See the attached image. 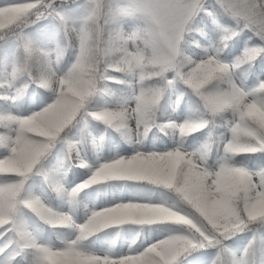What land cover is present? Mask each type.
Wrapping results in <instances>:
<instances>
[{
    "label": "snow or ice",
    "instance_id": "snow-or-ice-1",
    "mask_svg": "<svg viewBox=\"0 0 264 264\" xmlns=\"http://www.w3.org/2000/svg\"><path fill=\"white\" fill-rule=\"evenodd\" d=\"M214 29L215 44L193 38L215 39ZM245 32L233 57L228 41ZM261 57L264 0L0 2V104L27 113H0V264H264ZM110 84L125 85L127 96L99 102L114 94ZM169 91L177 106L195 97V113L160 122ZM90 121L103 125L93 150L106 153L91 163L66 138L77 125L91 136ZM153 128L176 139L150 137ZM203 129L198 147L184 146ZM58 143L67 151L45 167ZM69 168L88 172L70 189ZM34 175L67 210L25 196ZM99 185L122 195L100 208L84 202L90 193L78 199ZM81 205L78 221L73 209ZM23 209L50 231L21 226Z\"/></svg>",
    "mask_w": 264,
    "mask_h": 264
},
{
    "label": "rangeland",
    "instance_id": "rangeland-1",
    "mask_svg": "<svg viewBox=\"0 0 264 264\" xmlns=\"http://www.w3.org/2000/svg\"><path fill=\"white\" fill-rule=\"evenodd\" d=\"M64 59H65V61L70 62V53H69V55H66L64 57ZM228 62L230 63L231 60H229ZM117 75H119V74H117ZM176 100H177L176 92L175 91H169L168 92V107L170 108L171 111L169 113H166V114L158 115V120L160 122H167L169 119L182 121L186 117H188V114H187L185 109H183L180 112L174 111ZM102 102L112 103L106 98H104ZM116 102H118V101H116ZM0 111H2V112L10 111L13 114H27V113H23L22 109H19V110L18 109H7L6 107H1ZM97 129H98L97 125L93 121H90L89 125H88V129L86 130L87 132H91V136H87V141H88V144L90 145V149L85 147V143H84L83 138L81 141L80 126H78V125L73 126L72 129L68 133H66V138L69 141L78 144L81 157L90 163L93 162L97 157H102V155L99 154V152H96L93 150V145H92V137H96L97 139L99 138V132L97 131ZM167 131H168V134L170 136L169 144L171 145L173 143V141L176 139V137H174L171 129H168ZM201 131L202 132L199 134V137H198V134L195 135V137L197 138L196 140H193V137H190L189 139L184 141V146L189 148V149L198 147L203 142V139H204V136L206 134L207 129H203ZM149 136L153 137L154 136L153 132H150ZM56 147H57V150H56V153H55L54 158H53L54 166L56 165L57 161H59L63 158L65 152L67 151L66 145H64L62 143H58L56 145ZM88 149H89V153L87 152ZM72 155L75 156V153H73ZM87 175H88L87 170L83 169L82 171H80V173L78 175L73 177L72 180L66 181L65 179H63V184L65 187L70 189L73 185H75V184L81 182L83 179H85L87 177ZM26 188H27L29 193L39 195L41 197V199H43L51 207L59 209V210H67L68 206H67L66 202L64 201V199L62 197H59L57 194V200H56V202H54V200H52L50 198L48 192L43 188L42 184L40 183V181L35 176L31 177L27 181ZM85 193L91 194L90 201H84ZM117 195H122V193H117L114 190L108 189L106 185H99V186H93L92 189H90L89 191L84 190L83 192H81L79 194L78 199L88 203L89 207L94 206L96 208H100L102 206H105L106 204L115 202L114 198ZM73 211H74V214H75L78 221L83 218V207H82V205L80 207L74 208ZM17 222L19 224H21V226L26 227L28 230L33 231L34 234L39 233L41 231L39 226L36 224V218L34 217V215L26 209H23L18 214ZM141 227H143L146 231L149 228V226H141ZM151 227H155V226H151ZM0 243H3V241L0 240ZM0 259H2V258H0Z\"/></svg>",
    "mask_w": 264,
    "mask_h": 264
},
{
    "label": "trees",
    "instance_id": "trees-1",
    "mask_svg": "<svg viewBox=\"0 0 264 264\" xmlns=\"http://www.w3.org/2000/svg\"><path fill=\"white\" fill-rule=\"evenodd\" d=\"M82 1V0H81ZM0 2H3V0H0ZM69 4H71V0H69ZM224 21H226L228 24H231V21H227V18H224ZM36 26H39V25H36ZM201 27H203V30L205 32L208 31V29L210 27H213L211 21H208L207 24L205 25H200ZM214 34H215V39H213L211 36L207 37V38H203V37H200V36H194L193 38L194 39H197V40H201L202 43L204 44H208V43H211V44H215L216 41L219 39V32L218 31H215L214 29ZM251 35L250 32H245V33H241L240 36H237L235 37L233 40H230L228 41V48L225 49V51H228V49H233V57L235 56H238L240 54V51L241 49L244 47L245 45V41L248 39V37ZM258 41H256L255 38H253V40L250 42V43H257ZM200 50L197 49V52H199ZM232 58L230 57L229 60H231ZM261 59H264V57H261ZM242 67H247V66H242ZM239 69L235 70V73H239ZM123 78V77H122ZM262 79H264V77H261ZM245 83H247V81H245ZM109 87L113 90V95H110V96H105L103 97L108 99L110 102H116V101H119L121 99H123L127 94H128V88L123 85V84H110ZM100 100L98 98V101L99 102H102L103 101ZM179 106H177V100H176V103H175V111L176 112H180L182 111L183 109L186 110L188 116L190 114H194L195 113V105L197 103L196 101V98L195 97H191V99L189 98V95H185L181 100H179ZM1 107H5L4 105L0 104V109ZM171 110L170 108L168 107V92L165 93V95L162 97V100L160 102V105H159V111H158V115L160 114H166V113H169ZM0 113H3L2 111H0ZM99 130H102L103 129V125L102 124H99L98 122H95L93 121ZM72 129V127H70L68 130H66V133H68L70 130ZM167 131V130H166ZM150 132H153L154 136L155 137H160V136H163V138L165 140H167L169 142L170 140V136L168 134V131H167V134H165L164 132H161L159 129L157 128H153ZM202 131H198L196 133H194L193 135H189L188 137L184 138V141H186L187 139H189L190 137H193L195 135L198 134V137H199V134L201 133ZM85 132L81 131V137L83 138L84 140V143H85V147L86 148H89L90 149V145L88 144V141H87V138L85 139ZM150 135V133H149ZM206 135H207V131H206V134L204 136V140L206 138ZM203 140V141H204ZM102 143H106V141H103ZM89 149L87 150V152L89 153ZM56 150H57V147L55 146V148L52 150V153L45 159V161L43 162L45 167H52L53 169L55 168L54 164H53V158H54V155L56 153ZM101 154H103V156H106V153L103 152V151H100ZM213 152H215V148L213 147ZM236 161L237 162H240V161H245L247 163V166L248 167H252V162L250 159H247L246 157L244 156H237L236 157ZM82 169L80 168H69L68 171H67V174L66 176H64L65 179L67 180H71L73 178L74 175H77ZM39 181L40 183L42 184L43 188L48 192L50 198L52 200H54V202H56L57 200V193L51 191L43 182V179L42 177L38 176V175H34ZM32 176V177H34ZM91 188V187H90ZM89 189V188H88ZM88 189H85V190H88ZM32 195H35L33 193H29L26 186H25V196H32ZM27 210V209H26ZM35 217V216H34ZM36 218V217H35ZM36 224L41 228V230H43L44 232H48L50 231V229L47 228V226L45 225H41L40 222L37 220L36 218ZM21 225V224H20ZM131 227H134V228H140L141 226H131ZM60 231H63V230H60ZM247 235H250V234H247V233H242L240 234L239 236V239L243 240V238ZM236 239V238H234ZM119 242V240H118Z\"/></svg>",
    "mask_w": 264,
    "mask_h": 264
}]
</instances>
